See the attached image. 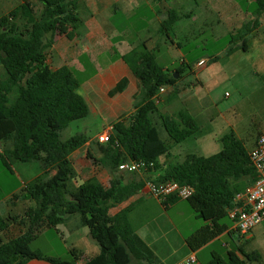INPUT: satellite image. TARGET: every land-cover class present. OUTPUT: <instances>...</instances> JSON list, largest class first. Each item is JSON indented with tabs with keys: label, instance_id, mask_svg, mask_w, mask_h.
<instances>
[{
	"label": "trees",
	"instance_id": "trees-1",
	"mask_svg": "<svg viewBox=\"0 0 264 264\" xmlns=\"http://www.w3.org/2000/svg\"><path fill=\"white\" fill-rule=\"evenodd\" d=\"M257 1L259 11L255 20L231 35V44H241L233 45L229 53L247 50V37L264 12V0ZM78 3V0H21L0 18V62L7 73L5 80L0 79V145L10 143V147L0 149V158L6 165L19 161L37 162L41 166V173L26 184L22 194L14 195L15 199L34 201L35 206L19 222L24 230L14 236H0V264H27L31 260L78 264L80 256L75 249L71 250L73 260L68 262L31 248L44 229L56 228L75 215L101 248L99 255L84 264H164L137 234L127 212L108 215V200L129 198L139 188L126 185L116 191L108 190L96 178L81 184L75 182L78 174L71 155L88 138L83 132L63 139L61 132L73 121L85 118L89 107L78 92L80 82L71 68L50 66L48 49L56 36L72 39L82 30ZM36 4L41 6L39 14ZM184 17L187 15L170 10L160 31L169 34ZM122 59L139 80L140 91L135 97V112L116 121L110 142L99 147L98 161L112 174L128 161H144L153 165L148 169H156L159 159L168 156L173 145L184 142L200 129L186 110L175 116L162 113L155 96L161 87L174 86L177 79L165 71L146 43ZM128 84V79H122L110 96L125 91ZM14 92L16 98L11 102L9 95ZM221 143L219 153L209 157L189 154L184 162L169 166L160 180L193 186L195 194L187 201L198 218L212 223L187 238L193 251L222 233L225 227L220 229L218 223L228 217L235 195L256 178L244 142L231 132L221 138ZM178 200L171 197L163 204L168 207ZM16 221V217L4 219L0 215V232L6 234L11 222ZM261 258L259 252L239 249L228 251L226 258L213 253L207 264H255Z\"/></svg>",
	"mask_w": 264,
	"mask_h": 264
},
{
	"label": "crops",
	"instance_id": "crops-1",
	"mask_svg": "<svg viewBox=\"0 0 264 264\" xmlns=\"http://www.w3.org/2000/svg\"><path fill=\"white\" fill-rule=\"evenodd\" d=\"M78 1L77 12L84 24L82 30L72 39L56 36L48 49L50 66L53 69L63 66L71 68L80 82L78 92L89 107V114L85 118L73 121L63 130L67 131L68 138L83 132L88 138L85 145L71 155L78 179L86 181L96 178L106 189L114 191L126 185L139 188L129 198L108 200V215L114 217L127 212L128 221L136 228L137 234L164 264H177L192 253L196 254L198 264H203L198 255L215 240L225 235L238 234L234 230V224L229 227L222 221L219 222L220 229L225 227L222 233L196 251L188 246L186 239L176 228L181 243L179 241L178 250L175 251V247L170 245L175 240L171 238V231L165 225V220L169 219L173 223L168 211L182 200L166 207L149 194L146 184L149 181L160 182L169 166L184 162L189 154L209 157L219 153L222 150L221 138L231 132L242 141L243 134H253L249 145L245 144L248 150L254 147L259 136L264 135V12L258 17V26L247 37L246 51L236 49L229 53L234 45L229 42L222 48V53L211 57L200 56L191 61L181 51L184 43L179 39L188 43L192 32L198 36L213 32L214 37H231L244 24L255 20V14L259 11L258 1ZM20 3L21 0H0V18ZM36 5L38 9L41 8ZM170 10L187 17L175 23L173 30L165 34L160 31L161 24ZM190 26L195 29L191 31ZM143 43L156 55L158 62L165 52L175 51L172 64L180 63L175 69H170L167 62H164L165 65L160 63L165 71L172 75L178 74L174 86H167L162 95L159 105L162 113L175 116L186 110L200 129L184 141L188 143V140L196 139L192 144H187L186 149L179 147L176 150L181 143L173 145L170 154L159 159L156 169L137 173L118 171L112 174L98 161L101 158V144L97 137L110 129L116 121L130 117L135 112V97L139 94L140 84L122 56ZM240 44L234 46L238 47ZM213 58L217 59L212 61ZM201 61L206 63L200 66ZM1 66L0 62V79L4 80L5 74ZM124 78L129 81L125 91L111 97L110 92ZM226 88L233 89L234 92L226 91L224 95H218V91ZM229 110H233L232 119L227 116ZM174 151L180 152V155H176ZM84 181L78 180L77 184ZM136 206L140 207L139 212H135ZM153 208L159 211L154 213ZM0 215L4 219L9 218L1 211ZM142 216H146L145 219L141 220ZM203 221L201 228L212 225L210 221ZM262 224L264 221L260 225ZM0 236L4 238L1 232ZM254 237V233H251L247 238ZM239 244L241 247L242 244ZM31 248L48 257L68 262L73 260L71 250L75 249L80 256L78 264H84L101 252L89 228L80 225L78 215L56 228L44 229L31 243ZM27 264L53 263L31 260Z\"/></svg>",
	"mask_w": 264,
	"mask_h": 264
},
{
	"label": "rangeland",
	"instance_id": "rangeland-1",
	"mask_svg": "<svg viewBox=\"0 0 264 264\" xmlns=\"http://www.w3.org/2000/svg\"><path fill=\"white\" fill-rule=\"evenodd\" d=\"M254 5L255 4H253V6ZM39 7L41 6L39 5ZM40 12L41 8H37V13L39 14ZM190 29L191 31H193L195 28L194 26H190ZM192 33L188 43H186L184 40L179 39V41L184 43V46L182 47L181 51L191 61H194L195 58L200 56L205 55L211 57L212 55L222 53V48L230 42V37H224L220 35L214 37L213 32H208L207 34H204L202 36H198L197 34ZM174 56L175 51L172 53L165 52L159 60V63L165 65L164 62H167L169 64L170 69H175L180 65V63L177 62L175 64H172ZM1 69L2 72L5 74V80L7 78L6 70L3 66H1ZM226 91L234 92L233 89L226 88L221 91H218V95L222 96ZM9 96L11 102H14L16 98V92L10 93ZM223 102L226 101L223 100ZM228 113L229 115L227 116L232 119L231 114L233 113V110H229ZM61 135L63 139L68 138L67 131H62ZM251 135L253 134H243L244 144L249 145V142L252 140ZM195 140L196 139H190L187 141L188 143L183 142L180 145L177 144V146H179L176 148V150H179V147L186 149L187 144H192L193 142H195ZM7 147H10V143H4L0 145L1 150H4ZM173 153H175L176 155H180V152L177 151H174ZM40 173L41 166L37 162L24 163L19 161H13L10 165H6L4 160L0 158V211L4 213L6 217L17 218L16 222H11V227L9 228L8 232L4 234V237L17 235L20 233V231L24 230V227L19 222L24 216L25 212L30 207L35 206V202L32 200H22L21 198L15 199L14 195H21L23 188L26 186V184L36 178ZM78 180L79 182L84 181L78 179L77 176V179L75 180L76 184ZM134 210L135 212H139L140 207L136 206ZM157 211L159 210L153 208L154 213ZM168 215L172 219L173 223L169 219H164L165 225H167V227L171 231V238L173 239V241L175 240L174 244L172 242L170 245H173V247H175L174 250L177 251L179 241L181 243V238L179 237V235H177V230L187 240L188 237H190L195 231H197L203 226L204 221L203 219H200L196 216L189 201L187 200L179 201V203H177L173 209H170L168 211ZM145 217L146 216H142L141 220L145 219ZM222 222L228 225L229 227L234 224L228 217L223 218ZM254 229L255 231H253ZM254 229L252 230L253 232L251 231L247 235L235 233L231 235H225L224 237L215 240L198 255L199 258L204 264L212 258V253L226 258L228 251H238L242 248L243 251L246 253L259 252L262 258L260 262H257L255 264H264V224ZM251 233H254L255 237L253 239H248L247 237ZM239 243L242 244L241 247ZM181 254L182 252L180 251V255ZM176 255L174 257H176Z\"/></svg>",
	"mask_w": 264,
	"mask_h": 264
},
{
	"label": "built area",
	"instance_id": "built-area-1",
	"mask_svg": "<svg viewBox=\"0 0 264 264\" xmlns=\"http://www.w3.org/2000/svg\"><path fill=\"white\" fill-rule=\"evenodd\" d=\"M206 61H201L200 66ZM166 87H161L155 96L158 105ZM113 126L97 137L100 144H107L111 140ZM250 162L255 170L256 178L244 191L237 193L232 206L228 209V218L234 223V230L241 235L249 234L264 221V135L258 137L253 148L249 150ZM152 164L144 161H128L119 166L120 172L137 173L148 170ZM149 194L164 203L170 197L188 200L195 194L191 185H181L175 181L147 182ZM177 264H198L196 254L192 253Z\"/></svg>",
	"mask_w": 264,
	"mask_h": 264
},
{
	"label": "water",
	"instance_id": "water-1",
	"mask_svg": "<svg viewBox=\"0 0 264 264\" xmlns=\"http://www.w3.org/2000/svg\"><path fill=\"white\" fill-rule=\"evenodd\" d=\"M174 78H178V74H174Z\"/></svg>",
	"mask_w": 264,
	"mask_h": 264
}]
</instances>
